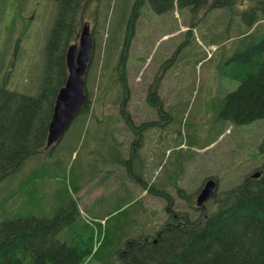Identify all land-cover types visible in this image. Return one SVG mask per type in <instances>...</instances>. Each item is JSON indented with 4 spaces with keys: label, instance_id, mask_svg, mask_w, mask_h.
<instances>
[{
    "label": "rangeland",
    "instance_id": "obj_1",
    "mask_svg": "<svg viewBox=\"0 0 264 264\" xmlns=\"http://www.w3.org/2000/svg\"><path fill=\"white\" fill-rule=\"evenodd\" d=\"M134 1L93 0L83 15L94 42L86 74V112L96 93L101 92L100 102L122 97L121 90L105 94L96 83L115 78L121 85L118 64L125 57L130 118L134 125L159 121V126H143L138 132L121 128L118 106L106 102L103 113H78L54 145L27 157L0 180V221L19 214L51 215L66 206L65 225L50 245L55 251L77 242L74 247L81 251L94 239L98 251L76 256L78 264H106L110 252L122 247L119 238L123 243L127 237L152 235L171 217L168 198L143 192V183L162 185L170 175L180 174L176 186H166L167 194L173 212L194 217L199 213L195 197L204 180L215 177L217 191L235 185L258 166L264 142V118L235 124L215 114L220 99L239 83L238 53L251 36L243 39L238 33L244 25L242 6L250 0L232 12L216 7L195 14L183 7L157 13L144 3L128 38ZM250 2L258 6L259 15L264 13V0ZM56 11L55 0H0V85L38 93L44 46ZM257 27L264 30V20ZM155 87L160 111L147 100ZM107 114L118 118L117 123L101 121ZM127 157L130 170L120 163ZM18 187L21 193L8 199ZM178 187L192 194L190 202L177 193ZM110 261L124 264L116 254Z\"/></svg>",
    "mask_w": 264,
    "mask_h": 264
},
{
    "label": "trees",
    "instance_id": "obj_2",
    "mask_svg": "<svg viewBox=\"0 0 264 264\" xmlns=\"http://www.w3.org/2000/svg\"><path fill=\"white\" fill-rule=\"evenodd\" d=\"M55 1L57 11L44 46L45 60L38 93L29 95L0 85V180L17 171L27 157L54 145L46 147V136L55 96L67 76L66 49L76 41L83 15L93 0ZM250 1L248 6H242L244 25L238 33L243 39L251 36L238 53L239 83L220 99L219 109L215 113L217 118L235 124L264 118V30L257 27V22L264 20V13L260 16L258 6ZM144 3H148L157 13L183 7L195 14L201 9L216 7H225L232 12L244 0H135L127 22L128 38L140 15L139 7ZM118 66L121 85L114 78L106 83L99 80L96 86L105 94L121 90L122 97L100 102L101 92L96 93L93 105L86 112L90 106L87 95L88 102H85L80 112L85 111L84 116H94L95 110L99 109L98 113H103L105 103L111 102L116 104L114 107L118 106L120 117L123 118L121 128L131 127L138 132L143 126L155 122L133 124L126 109L131 88L125 82V57L121 58ZM147 100L160 111L162 101L156 87L149 90ZM117 120L111 114L101 119L109 123H117ZM260 150L264 151V142L260 144ZM129 157L120 163L127 166ZM127 170L130 167L127 166ZM129 175L136 177V174ZM177 175L180 174L170 175L162 185L143 183V190L166 196L169 211L173 202L166 186H176ZM21 188L18 187L8 199L16 196L17 191L21 193ZM177 193L190 202L192 194L185 189L178 187ZM207 202V209H196L200 211L194 217L175 212L171 219L178 222L183 219V222H166L152 235L127 237L123 243L119 238L122 247L110 252L106 264H113L110 261L113 254L124 264H264V174L257 178L247 174L235 185L214 192ZM73 208L72 212H75V206ZM65 212L66 206L63 205L51 215L19 214L1 220L0 264H45L49 260L56 264H78L76 256L80 258L82 254L98 251V247L94 248L95 240L92 238L81 251L79 247H74L77 242L72 247L64 244L54 251L50 242L65 225Z\"/></svg>",
    "mask_w": 264,
    "mask_h": 264
},
{
    "label": "water",
    "instance_id": "obj_3",
    "mask_svg": "<svg viewBox=\"0 0 264 264\" xmlns=\"http://www.w3.org/2000/svg\"><path fill=\"white\" fill-rule=\"evenodd\" d=\"M93 47L90 22L85 20L78 35V44L72 43L66 49L67 76L55 96L52 115L48 123L46 147L54 144L62 137L86 102L85 75L92 57ZM259 175L251 174L252 177ZM215 188V179H207L195 199L196 206H203Z\"/></svg>",
    "mask_w": 264,
    "mask_h": 264
},
{
    "label": "flooded vegetation",
    "instance_id": "obj_4",
    "mask_svg": "<svg viewBox=\"0 0 264 264\" xmlns=\"http://www.w3.org/2000/svg\"><path fill=\"white\" fill-rule=\"evenodd\" d=\"M245 174H264V151L263 152H261L260 153V158H259V160H258V166H256L255 168H253L251 171H248V172H246ZM169 213H171V212H169ZM174 215V213L172 214V216ZM172 218H175V217H172ZM169 220H167V221H165L163 224H162V226L164 225V224H166V222L167 223H177L178 221H174V220H172V219H170V221L168 222ZM179 222H183V219H179ZM178 222V223H179ZM146 240H148L147 238H146ZM154 241H156V239H154Z\"/></svg>",
    "mask_w": 264,
    "mask_h": 264
}]
</instances>
